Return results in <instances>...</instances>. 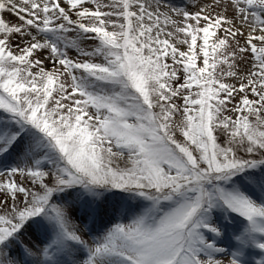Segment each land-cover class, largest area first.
<instances>
[{
	"label": "snow or ice",
	"instance_id": "snow-or-ice-1",
	"mask_svg": "<svg viewBox=\"0 0 264 264\" xmlns=\"http://www.w3.org/2000/svg\"><path fill=\"white\" fill-rule=\"evenodd\" d=\"M260 236L264 0H0V264H241Z\"/></svg>",
	"mask_w": 264,
	"mask_h": 264
},
{
	"label": "rangeland",
	"instance_id": "rangeland-1",
	"mask_svg": "<svg viewBox=\"0 0 264 264\" xmlns=\"http://www.w3.org/2000/svg\"><path fill=\"white\" fill-rule=\"evenodd\" d=\"M176 2L179 3L180 0H176ZM217 223L222 228V236L220 238L226 239L229 242V245L225 246L224 248L228 251H232L238 246V242L236 241L235 236L239 235V233L243 230V224L246 222L242 219H219L217 220ZM259 239L264 240V236H260ZM216 242L219 243V246L221 247L222 244H220V241L217 240ZM243 251L244 255L240 258L241 264H245L243 260L246 257H249L248 260L251 262V264H256V260H258L261 256H264V250L254 247L251 243H249V245L244 248ZM245 251L247 252V254L245 253ZM217 258L221 261H230L231 259L230 255L218 256Z\"/></svg>",
	"mask_w": 264,
	"mask_h": 264
},
{
	"label": "bare ground",
	"instance_id": "bare-ground-1",
	"mask_svg": "<svg viewBox=\"0 0 264 264\" xmlns=\"http://www.w3.org/2000/svg\"><path fill=\"white\" fill-rule=\"evenodd\" d=\"M219 245V243H217ZM222 264H229V261H222Z\"/></svg>",
	"mask_w": 264,
	"mask_h": 264
}]
</instances>
